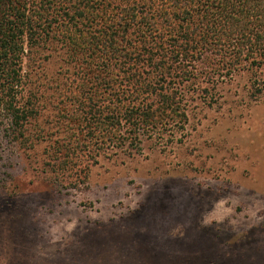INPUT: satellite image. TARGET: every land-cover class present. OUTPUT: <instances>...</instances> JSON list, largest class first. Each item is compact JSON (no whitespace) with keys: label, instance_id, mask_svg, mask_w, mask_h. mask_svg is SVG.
I'll return each instance as SVG.
<instances>
[{"label":"rangeland","instance_id":"1","mask_svg":"<svg viewBox=\"0 0 264 264\" xmlns=\"http://www.w3.org/2000/svg\"><path fill=\"white\" fill-rule=\"evenodd\" d=\"M236 79L212 106L194 95L184 130L97 164L53 170L43 151L75 137L30 151L0 130V264H264V98Z\"/></svg>","mask_w":264,"mask_h":264},{"label":"trees","instance_id":"2","mask_svg":"<svg viewBox=\"0 0 264 264\" xmlns=\"http://www.w3.org/2000/svg\"><path fill=\"white\" fill-rule=\"evenodd\" d=\"M243 76L264 98V0H0V130L30 151L75 137L43 151L53 170L172 137Z\"/></svg>","mask_w":264,"mask_h":264}]
</instances>
